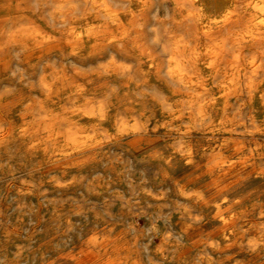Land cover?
Instances as JSON below:
<instances>
[{
    "label": "clouds",
    "instance_id": "9594fccd",
    "mask_svg": "<svg viewBox=\"0 0 264 264\" xmlns=\"http://www.w3.org/2000/svg\"><path fill=\"white\" fill-rule=\"evenodd\" d=\"M0 264H264V0H0Z\"/></svg>",
    "mask_w": 264,
    "mask_h": 264
}]
</instances>
